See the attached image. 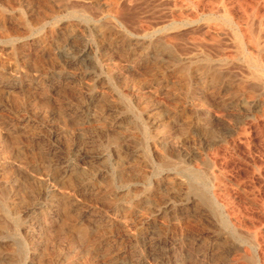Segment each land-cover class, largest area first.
I'll return each mask as SVG.
<instances>
[{"label":"rangeland","instance_id":"1","mask_svg":"<svg viewBox=\"0 0 264 264\" xmlns=\"http://www.w3.org/2000/svg\"><path fill=\"white\" fill-rule=\"evenodd\" d=\"M98 1L0 0V264H264L255 0Z\"/></svg>","mask_w":264,"mask_h":264},{"label":"bare ground","instance_id":"2","mask_svg":"<svg viewBox=\"0 0 264 264\" xmlns=\"http://www.w3.org/2000/svg\"><path fill=\"white\" fill-rule=\"evenodd\" d=\"M98 1V0H97ZM102 1V0H100ZM115 1V0H114ZM225 1V0H224ZM246 1V0H245ZM99 2V1H98ZM113 2V1H112ZM116 2V1H115ZM226 2V1H225ZM102 3V2H101ZM118 3V2H117ZM103 4V3H102ZM106 4V3H105ZM103 4V5H105ZM116 4V3H115ZM128 4V3H127ZM118 5V4H117ZM119 8V7H118ZM117 8V9H118ZM225 10V9H224ZM237 10V9H236ZM226 14H230V7L226 8ZM211 13V12H210ZM224 13V11H223ZM194 14V13H193ZM196 15V14H195ZM237 15V14H236ZM192 16V15H191ZM118 17V16H117ZM175 17V16H174ZM189 18V17H188ZM235 18V17H234ZM182 19V18H180ZM237 19V17L235 18ZM240 21L236 22L237 29L239 31V35L241 37V43H242V49L243 51L249 55L255 64V67L258 70H264V0H255L252 8L249 12H246L244 10V18H240ZM256 20L257 25L254 24V21ZM138 21V20H137ZM143 22V21H142ZM229 22V21H228ZM218 23V22H217ZM205 25V24H204ZM226 25V24H225ZM255 25L257 28L255 29ZM254 26V27H253ZM143 27V26H142ZM147 28V27H145ZM207 28V27H206ZM213 28V27H212ZM224 28V27H223ZM146 30V29H145ZM149 30V29H148ZM217 30V29H216ZM221 29H219L220 32ZM207 31V30H206ZM205 31V32H206ZM210 31V30H208ZM230 31V30H229ZM147 32V30H146ZM214 32V31H212ZM154 34V33H153ZM219 34V33H218ZM217 34V35H218ZM232 34V33H231ZM234 34V33H233ZM144 35V34H143ZM170 34H168L169 36ZM214 37V33L212 34ZM215 35V36H217ZM220 35V34H219ZM228 35V34H227ZM235 35V34H234ZM165 36V35H164ZM167 36V34H166ZM173 36V35H172ZM171 36V37H172ZM229 36V35H228ZM175 39V35L173 36ZM182 37V36H181ZM212 38V37H211ZM233 38V37H232ZM172 39V38H171ZM170 39V40H171ZM238 39V38H236ZM167 40V39H166ZM174 41V40H173ZM231 41V40H230ZM240 41V40H239ZM233 42V41H231ZM237 42V40H236ZM235 42V43H236ZM164 44V43H163ZM167 44V43H166ZM181 45V44H180ZM238 45V44H237ZM224 47V46H223ZM239 48V47H237ZM228 50V49H227ZM230 50V49H229ZM236 50V49H234ZM240 51V50H239ZM217 52V51H216ZM234 52V51H233ZM225 53V52H224ZM241 53V52H240ZM227 55V54H226ZM229 55V54H228ZM224 55L222 56L223 59ZM236 57V56H235ZM230 58V57H229ZM240 59V58H239ZM235 61V59H233ZM227 61H229L227 59ZM229 63V62H228ZM242 65V64H241ZM244 65V64H243ZM231 66V65H230ZM243 67V66H242ZM241 67V69H242ZM231 68V67H229ZM233 68V66H232ZM239 68V67H238ZM226 70V69H225ZM230 70V69H228ZM244 71V69H242ZM246 71V70H245ZM252 71V70H251ZM230 72V71H229ZM250 72V71H249ZM255 73V72H254ZM257 73V72H256ZM246 74V73H244ZM247 75V74H246ZM253 75V74H252ZM257 75V74H256ZM250 76V75H249ZM254 76V75H253ZM260 76V75H259ZM246 77V76H245ZM244 79V78H243ZM264 80V79H263ZM252 81V80H251ZM248 82V81H247ZM256 82V81H255ZM257 86V85H256ZM261 88V87H260ZM262 92V91H261ZM263 93V92H262ZM263 103V101H262ZM264 104V103H263ZM261 107V106H260ZM260 109V108H259ZM262 111V109H261ZM262 113V112H261ZM258 115V114H257ZM259 116V115H258Z\"/></svg>","mask_w":264,"mask_h":264}]
</instances>
